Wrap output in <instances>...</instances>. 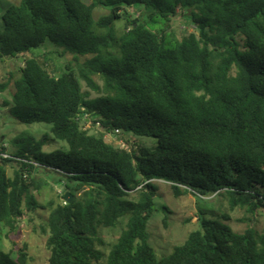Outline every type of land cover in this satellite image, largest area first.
I'll use <instances>...</instances> for the list:
<instances>
[{
  "label": "trees",
  "instance_id": "16d2710c",
  "mask_svg": "<svg viewBox=\"0 0 264 264\" xmlns=\"http://www.w3.org/2000/svg\"><path fill=\"white\" fill-rule=\"evenodd\" d=\"M4 8L0 60L29 57L19 77L0 79V91L13 83L11 117L51 132H22L11 154L0 137V224L14 231L25 214L49 209L48 264H264V231L238 233L226 215L200 210L199 228L161 258L149 230L155 181L177 197L215 195L231 210L264 213V0H20ZM96 8L108 14L96 20ZM179 12L197 32L177 37ZM45 41L60 56L88 59L56 76L34 54ZM84 113L157 145L120 148L86 130ZM58 141L66 148L47 150ZM38 172L59 175L73 203L41 205ZM123 219L106 256L103 231ZM0 264L30 260L25 249L16 257L0 250Z\"/></svg>",
  "mask_w": 264,
  "mask_h": 264
},
{
  "label": "rangeland",
  "instance_id": "374dc122",
  "mask_svg": "<svg viewBox=\"0 0 264 264\" xmlns=\"http://www.w3.org/2000/svg\"><path fill=\"white\" fill-rule=\"evenodd\" d=\"M19 2L20 0H0V16L4 13V6L8 3L19 4ZM128 12L130 13L131 20H135L139 16L134 8L128 9ZM107 14L108 11L102 8H96L94 11L96 20ZM116 28L119 33L123 32L126 28L124 20L117 21ZM172 28L178 38H183L197 32L196 26L181 12L174 18ZM60 53L62 54V49H59V46L50 41H45V43L34 50V54L40 57L42 61H45L48 64L49 70L55 72L56 76H59L67 66L77 69L78 65L83 64L88 59L80 57L75 61L72 55L63 54L60 56ZM27 57L29 55H20L16 58L0 60V79L6 81L11 75L15 78L19 77V69L24 67V61ZM95 79L99 84H102L99 77H95ZM81 83L82 91L89 99L98 97L96 93L87 87L84 81ZM13 88L14 84L11 83L5 92L0 91V137L1 141L5 142L8 154H11L12 151L9 143L10 140L18 137L22 132H29L38 139H42L44 135L51 132V125H24L11 117ZM89 131L92 134H96L94 128ZM105 139L120 148H128L127 141L147 146L157 145L156 139H138L124 134L119 135L117 139ZM120 140L124 141L122 146L120 145L121 142L119 144ZM65 148V144L58 141L52 147H48L47 150L52 151ZM8 170L9 175L13 176L14 168L12 165L8 167ZM36 178L42 180L44 183L42 190L36 192L41 205L48 206L50 202L59 203L64 201L60 196L65 188L60 182L59 175L53 173L44 176L38 172ZM154 183L159 188L155 199L157 211L150 220L149 230L151 233V244L155 248L158 258L170 254L175 246L183 244L189 235L199 228L198 216L200 210L214 212L217 216H228L230 218L228 224L238 233H244L249 228L258 232L264 231L263 212H259L256 216H253L244 209L231 210L224 198L215 195L200 199L192 194L177 197L173 192L171 184L163 181H155ZM49 215L50 210L42 208L35 213H27L18 221L14 231L0 224V250L16 257L19 250L25 249L30 264H48L50 258V251L47 248ZM126 223L127 220L123 219L117 228L103 231V238L107 242V246L103 249L106 256L109 254L111 246L120 237ZM100 264H107L106 258Z\"/></svg>",
  "mask_w": 264,
  "mask_h": 264
},
{
  "label": "built area",
  "instance_id": "2783aa9c",
  "mask_svg": "<svg viewBox=\"0 0 264 264\" xmlns=\"http://www.w3.org/2000/svg\"><path fill=\"white\" fill-rule=\"evenodd\" d=\"M82 112H85V109H82ZM81 122L86 130H92L93 128L95 129L96 134H101L105 138H114L117 139L119 135L122 134V131L120 129H116L114 131H107L105 128L102 127L100 122H95L93 117H91L90 114L84 113L83 116H80ZM90 125V126H89ZM121 142V144H120ZM119 144L122 146L124 144L123 140L119 141ZM3 157L7 158V155H4Z\"/></svg>",
  "mask_w": 264,
  "mask_h": 264
},
{
  "label": "water",
  "instance_id": "95a60500",
  "mask_svg": "<svg viewBox=\"0 0 264 264\" xmlns=\"http://www.w3.org/2000/svg\"><path fill=\"white\" fill-rule=\"evenodd\" d=\"M62 194H63V199L66 203H69V204L73 203L74 196L71 193L67 192V190L64 189Z\"/></svg>",
  "mask_w": 264,
  "mask_h": 264
}]
</instances>
